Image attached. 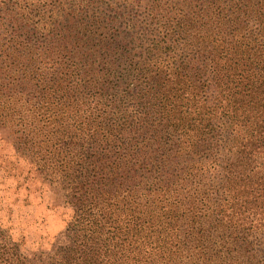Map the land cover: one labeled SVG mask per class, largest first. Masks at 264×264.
Instances as JSON below:
<instances>
[{"label":"trees","instance_id":"16d2710c","mask_svg":"<svg viewBox=\"0 0 264 264\" xmlns=\"http://www.w3.org/2000/svg\"><path fill=\"white\" fill-rule=\"evenodd\" d=\"M144 1L165 22H147L140 44L117 10L87 23L66 14L59 52L43 61L53 78L37 81L18 145L73 215L48 253L28 257L0 238V264H264L263 210L242 198L264 201V0H222L217 28V0ZM105 120L122 123L117 135L67 143L70 124L87 134ZM168 145L189 156L177 180ZM252 162L261 180L238 178Z\"/></svg>","mask_w":264,"mask_h":264},{"label":"rangeland","instance_id":"374dc122","mask_svg":"<svg viewBox=\"0 0 264 264\" xmlns=\"http://www.w3.org/2000/svg\"><path fill=\"white\" fill-rule=\"evenodd\" d=\"M160 1L162 4L177 2ZM204 1L193 0V3H206ZM217 1L209 8L215 28L226 19L228 13L226 3ZM196 4L193 8L201 10V13L209 10ZM146 5L144 0H0V57L4 61V70H0V238L12 246H19L25 256L48 253L52 245L64 241L65 231L73 215L66 203L69 202L68 193L65 198L64 191L42 178L40 166L32 157L24 155L18 145L20 141L26 142L24 132L29 112L25 107L36 95L37 81L40 80L44 86L53 78V73H44L43 61L52 53L59 52L55 46L58 44L56 34L63 31V26L70 19L66 16L69 12L73 13L74 19L87 23L94 15L96 19H106L108 16H104V13L111 9L117 10L121 32L127 37L131 35L139 39L140 44L149 33L147 22H165L148 17ZM45 23L49 25L43 26ZM239 32L240 36H247ZM120 124L114 120L99 121L86 134L82 133L77 123H72L67 128L70 136L67 143L92 146L94 137L117 135ZM164 147L172 150L165 162L167 178L177 180L180 174L175 165L187 164L189 156L187 152H177V147ZM257 165L260 164L245 163L237 172L238 178L254 182L261 180L262 169ZM209 177L214 183L221 179L219 173ZM123 188L121 184L116 186L118 190ZM252 189L256 192L254 196L259 195ZM242 198L253 207L252 210L262 207L261 217L264 219L263 200H255L247 193ZM3 241H0V245Z\"/></svg>","mask_w":264,"mask_h":264}]
</instances>
